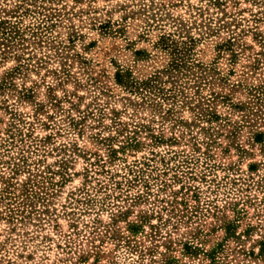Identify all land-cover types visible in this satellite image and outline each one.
Listing matches in <instances>:
<instances>
[{
	"label": "rangeland",
	"instance_id": "obj_1",
	"mask_svg": "<svg viewBox=\"0 0 264 264\" xmlns=\"http://www.w3.org/2000/svg\"><path fill=\"white\" fill-rule=\"evenodd\" d=\"M0 264H264V0H0Z\"/></svg>",
	"mask_w": 264,
	"mask_h": 264
},
{
	"label": "trees",
	"instance_id": "obj_2",
	"mask_svg": "<svg viewBox=\"0 0 264 264\" xmlns=\"http://www.w3.org/2000/svg\"><path fill=\"white\" fill-rule=\"evenodd\" d=\"M164 40H165L164 41L165 44H167V45H169V44L173 45L174 44V46L176 48H178L177 47L178 44L175 43L169 36L166 37ZM175 52L177 54L176 55L177 56L176 59L179 60V57H180L179 56V54H180L179 52H181V50H176L175 49ZM177 66H178V64H177ZM179 67H181V66H179ZM131 84H132V87H134V89L137 92L141 93V94H143V93H145V94L150 93L151 94V93H157V92L160 93L162 91L161 90V85L163 84V79H162L161 75H157V76L151 77L150 79H147V80H144V81H141V82L131 83Z\"/></svg>",
	"mask_w": 264,
	"mask_h": 264
}]
</instances>
